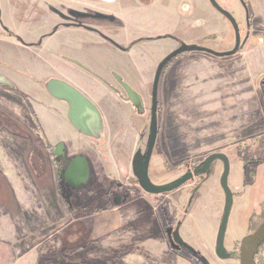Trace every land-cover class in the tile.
<instances>
[{
    "label": "crops",
    "instance_id": "0c3cea01",
    "mask_svg": "<svg viewBox=\"0 0 264 264\" xmlns=\"http://www.w3.org/2000/svg\"><path fill=\"white\" fill-rule=\"evenodd\" d=\"M86 1L50 0L46 4L44 0H4L2 8L8 16L0 14V20L8 32L0 26V52L5 55L4 59L0 57V67L18 78L10 79L26 96L30 97V93L38 90L39 95L32 101L39 103L33 104L41 105L40 100H47L55 107L57 113L42 107V112L49 119L46 118L40 126L36 122V126L49 147L63 144L67 161L74 156L84 158L87 178L81 189L87 193H90L87 182L91 178L92 167L90 160L78 153L77 137L83 136L67 121L66 105L49 98L35 82L53 79L66 83L97 108L103 119L101 132L105 133L107 142L103 146L94 145L99 153L103 149L108 158L106 165L96 164V171L102 190H109L111 184L117 183V198L105 208L87 213L79 212L72 204L66 212L72 217L70 222L48 232L47 227H40L38 242L30 245L16 264H196L185 250L176 248L170 239L174 212L144 210L141 203L145 202V196L126 199L122 194L124 178L133 176L132 165L120 162L123 156L121 149L128 143L127 106L121 104L100 80L67 61L70 59L85 65L101 80L108 81L111 72L125 76L127 70L141 64L138 47L132 48L131 44L136 37L126 36L127 30L148 21L149 16L145 20L134 13H116L121 21L118 26L112 25L103 18H97L98 13L105 12L97 9L96 4L88 5ZM158 1L153 0L154 4ZM57 4L67 16L71 10L87 12L83 10L91 9L89 14L92 18L78 21L99 34L75 27L66 28L69 22L74 23L75 20L72 17L67 21L61 20L51 14L48 6ZM165 13L169 16V12ZM158 43L166 46L159 47L158 60L178 47L173 40H160ZM124 50L130 51L126 53ZM261 61L257 60V63ZM177 63L176 73L180 83L172 110L182 123L179 134L184 138H181L182 143L186 144L184 152L199 148L202 153H216L217 149L212 151V148L241 144L264 135V95L262 87L256 82V72L264 70L254 69V57L244 60L236 55L217 59L191 53L179 58ZM20 79H23V85ZM28 86V91H25ZM30 109L33 110L32 106ZM193 129L196 140L192 143V136L188 133ZM203 146L206 150L201 149ZM49 154V151H44L43 157ZM35 158L33 156L34 161ZM36 159L40 160V157ZM59 167L62 172L67 169L64 164ZM53 172L56 174L55 170ZM57 182V199L72 201L78 189L74 190L68 183L62 184L59 179ZM165 199L167 202L168 197ZM213 199L215 204L204 210V215L200 212L186 213L185 220L191 224V229H184L182 233L190 249L197 240L200 241L199 247L210 254L216 246L219 213L223 210L222 196L216 193ZM206 230L208 236L204 233ZM196 255L202 259L206 256L204 253Z\"/></svg>",
    "mask_w": 264,
    "mask_h": 264
},
{
    "label": "rangeland",
    "instance_id": "374dc122",
    "mask_svg": "<svg viewBox=\"0 0 264 264\" xmlns=\"http://www.w3.org/2000/svg\"><path fill=\"white\" fill-rule=\"evenodd\" d=\"M3 1L0 0L1 16L7 17V11H3L2 8ZM160 1L162 0H159L157 5H154L148 11L153 18L152 23L155 25L154 23L157 21L158 26L159 23H169V27L172 24L174 34L171 40L178 45L199 47L215 53L227 52L233 48L231 28H229L230 33L228 28L226 30V23L212 10L207 0H165V3ZM215 1L223 5L221 0ZM247 1L249 2L250 26L245 27L244 25V32L240 36L242 44L238 52L239 55H236L244 60L249 56L254 57L256 62L254 69L264 70V0ZM162 3L163 6L161 7ZM234 3L236 7L234 8V15L242 23L243 13L247 9L238 8L237 1ZM111 6L134 10L138 8V3L137 0H117ZM184 7H186V12H182ZM165 12H169V17ZM201 22L200 26H195ZM159 46L163 48L162 46L165 45L159 43ZM173 49L176 50L177 48ZM194 54L196 56L202 55L200 53ZM3 55L0 52L2 59H4ZM181 57L173 59L162 70L161 74L163 83L159 88V96L157 98L160 111L158 110L159 113L156 117L159 135L158 137L156 136L157 140L148 167L149 179L156 186L166 185L177 180L178 177L185 173L184 167L187 166L188 162L193 164L190 167L193 170L199 166V163L201 164L202 157H207L214 153H202L199 148L197 151L191 152H184L183 150L185 148L183 146H186V144L185 142L182 143L181 138L183 137L179 134L182 132L180 131L182 123L178 121L177 114L172 110L176 103L173 100H175L179 92L180 80L176 72L177 67H179L177 60ZM257 60L262 61L257 63ZM0 72L6 74L8 78L18 79L2 67H0ZM256 76V82L258 86L262 87L264 95V71L256 72ZM20 82L23 85V79H20ZM28 89L29 86L25 88V91H28ZM138 92L141 94L144 104L141 113L145 114L136 131H131L127 128L126 138L130 146L131 144L133 145L135 138L139 144L137 148L128 149L127 154L125 152V156L128 163L132 165L134 178L139 182V171L144 160L149 138L151 88H140ZM37 95H39L38 90L30 93V97H26L28 101H25L17 91H5L0 87V264H11L12 262V264H16L21 258L20 255L27 252L30 245L38 242V230L40 227H47L48 232L55 227L65 226L70 222L72 217L67 216L66 212L67 208L71 207L72 204L79 209V212L87 213L93 211V209L105 208L109 203L112 204L111 200L114 201L117 198L115 194L118 190L117 183L111 184L109 190H102L96 171V164L99 166L106 165L107 153L103 152V149L99 153L93 143L95 142L94 140L77 137L79 141L78 153L85 155L91 162V178L87 182L90 193L80 188L72 201L69 199V201L64 200L61 202L57 199V192L59 191L56 187V184H58L56 174L53 172V165L49 158L43 157V152L45 151L43 137L36 126V122L40 126L46 118L49 119L48 115L45 116L42 112V107L46 111L57 113V110L47 100H40L42 101L41 105L33 104L39 103L32 101V98L36 99ZM30 105L33 110L30 109ZM31 113H34L35 119ZM195 132L193 129L191 133H188L192 136V143L196 140L193 136ZM212 147L210 146L209 148ZM221 147L212 148V151L216 149L218 151ZM202 148L206 150V146ZM171 149L174 151L171 152ZM232 151L234 158L241 163H245L246 166L237 169L235 174L230 173L228 177V188L233 194V200L230 210L232 214L230 217L231 222H229L224 243L228 240L230 234L240 238L244 231L243 226L249 215L260 212L261 206H264V161H259L264 159V135L253 142H247L246 148L241 145L239 148H233ZM33 156L36 158L40 157V160L35 158L34 161ZM253 159H258V161L254 162L252 161ZM216 165H219L218 161H214L209 168L210 173L214 170L210 176L202 174V182H200L201 180L199 181L201 185L200 194L201 196L202 194L205 195L206 198L208 191L213 196L216 193L223 195L219 186L221 175L217 169L215 170ZM103 186L105 187V185ZM195 191L192 192V195L196 193ZM140 192L145 196V202L141 203V208L144 210H153L157 202L167 196H169L167 202H164L161 208H156L159 212L166 208V204L172 210L180 203V200L177 202L178 190L159 195L157 202L154 201L155 197L143 192L141 187ZM141 194L139 192L134 193L136 196H141ZM172 194L176 196H171ZM193 207L192 205L190 208L193 209ZM202 208V206L199 207V209ZM185 210L189 211V206L186 205L183 211ZM232 224L236 226L235 230L231 228ZM204 233L207 236L209 235L207 230ZM199 242L196 240L192 244V253L195 255L196 253L206 254L205 260L210 264H224L215 255L212 256V254L210 255V253L203 251L199 247ZM260 250V255L255 261L256 264H262V261L264 264V246ZM53 257L55 258V254ZM225 264H239V262H226Z\"/></svg>",
    "mask_w": 264,
    "mask_h": 264
},
{
    "label": "flooded vegetation",
    "instance_id": "af4514ba",
    "mask_svg": "<svg viewBox=\"0 0 264 264\" xmlns=\"http://www.w3.org/2000/svg\"><path fill=\"white\" fill-rule=\"evenodd\" d=\"M116 1L117 0L108 3V2H103L101 0H88V1H86V3L88 5L91 3L96 4L98 6V7H96L97 9H99V10L101 9V11L105 12V14L98 13L99 16H97V18H103L105 21H107L108 23H110L112 25L118 26L119 21H121L120 19L118 20V18L115 16L116 13H125V14H127V13L133 14L134 13L140 19H145V20L149 16L148 21L140 22L136 26H134L132 28H128L127 35H126L129 38H131L133 36L136 37L134 42H132L131 44H132V48L138 47V55H139L138 57H141V64L131 67L130 70H127V74L125 76H122V75L118 74L117 72L116 73L111 72V74L109 76V80L105 81V80H101L100 78L95 76L93 73H91L90 70L85 65H83L79 62H76V61H72L70 59H67V61L69 60L73 65H75L80 70L87 72V73L93 75L98 80H100V82L118 99V101L121 104L127 106V112H128V114H127L128 121H126L127 122V128L131 131H136L138 124L142 122V118L144 117V114H145V113L144 114L141 113L142 108H143L142 106L144 104H143L142 96L138 92V90L140 88L150 87L151 91H152V86H153L154 77H155L154 72H156L158 65L167 55L172 53V51H175L174 49H171L170 51L167 52V54L161 60H158V52H159V47H160L158 41H160V40H171V38L174 34L173 33V25L170 24L171 27H169V23H166V24L165 23H159V26H158V24L156 23L157 21H155V23H154L155 25H153V23H152L153 18L148 13V11L151 7H153L154 5H157V3L154 4L153 0H137V3H138L137 7L138 8H135L134 10L122 9L119 6H117V7L111 6ZM162 1L165 3V0H162ZM162 1H160V2H162ZM221 1H222L223 5L217 3L216 1L215 2L222 11H224L225 13H227L230 17H232L234 19V21L236 22V26L238 28L239 37H240L241 34L244 32V25H245V27L250 26V18H249V12H248L249 11V2L247 0H221ZM235 1H237V3H238V8L247 9V11H244V13H243L242 23L239 22L238 19H236L235 15H234V8H236L235 3H234ZM44 3L49 4L50 0H44ZM208 3H209V1H208ZM211 8L226 23V30L228 28V31L230 33L232 31L233 43H234L233 48H234V46H235V33H234V29H233L232 25L219 11L215 10L212 6H211ZM48 11L61 20L64 19L67 21V19L72 17L75 20V22L74 23L69 22L68 25L65 26L66 28L75 27V28L80 29V30L99 34L98 31L87 28L86 26L80 24V22L78 21L79 19H82L85 17L92 18V15L89 14V12L91 13V9H89V8L83 10V11H87V12H82V11L79 12L76 10H71L69 12V16H67L66 12L62 11V9L58 6V4H57V6H54V5L48 6ZM182 12H186V7L183 8ZM0 14H1V11H0ZM167 20H169V18H167ZM201 24H202V22L197 23L195 26H200ZM0 26L2 27V29L5 32H8V29L2 25L1 20H0ZM229 28H231V31ZM135 35H137V36H135ZM210 39H212V38H210ZM241 44H242V40L240 39L239 49L241 47ZM179 46L180 45H178V47ZM239 49H238V52H239ZM130 50H124V52L127 53ZM200 54H203V53H200ZM217 59H219V58H217ZM49 81H51V79L46 80L44 82L36 81L35 84L40 85L42 87V89L44 90L45 94L49 98L53 99L46 91V85ZM56 81H58V80H56ZM162 83H163V79H161V77H160L159 84H158V91H159V88L161 87ZM126 86L128 88H130L132 91H134L140 97V102L136 103L135 106L128 100L127 91L124 89V87H126ZM0 87L3 88L5 91H17V93L25 101H28V99L26 98L28 96H26L22 91L17 89L16 86H14V84H12V80L10 78H8L6 76V74L1 73V72H0ZM158 91H157V98L159 96ZM150 99H151V103H152L151 95H150ZM54 101H56V100H54ZM56 102H58V101H56ZM58 103H62V102H58ZM158 109H159V103H158V99H157V114L159 113ZM66 110H67V107H66ZM31 115H33V118H34V113H31ZM101 119H102V116H101ZM150 119H151V106H150V114H149V128H150ZM102 121H103V119H102ZM79 135L82 136L80 133H79ZM104 135H105V133L101 132L100 136L97 138V140H94L95 142H93V143H98L100 146L102 144H105L107 142V137ZM158 135H159V133H158L157 125H156V136L158 137ZM91 140H93V139H91ZM134 140L135 141H133V145L131 144L132 147L128 143L126 146L122 147L121 151L123 153V156L120 159V162L122 164H125V163L130 164L127 161V157L125 156V152L127 154L128 149L130 150L131 148H137L139 142L136 140V138ZM156 140H157V138L155 139V142H156ZM249 141L253 142V141H255V138L248 140V141L241 143V144L222 146L216 152L217 154L225 156V158L227 160V164H228L227 186H228V179H229L228 177L230 176V173L235 174L237 169L244 168L246 166L245 163H241L240 161H237L238 159L234 158V154H233L232 149L233 148H239V147H241V145L244 146V148H246V143ZM130 143H131V141H130ZM43 145H44L45 151L50 152V154L47 157L52 162V165H53L54 170L56 172V179L57 180L59 179V181L62 184H67V183L71 184L70 182H68L65 179V177L63 176L64 171L62 172V168L60 169L59 166L64 164L65 167L66 166L68 167V165L71 164L73 162V160L76 159L77 156H74L71 160L67 161L65 158L63 144L57 143L56 145L49 147L46 144L44 137H43ZM99 148H102V147H99ZM100 151H102V149H100ZM205 159H206V157H202L201 164L199 163V166L193 170L190 169V167L193 166V164L188 162L187 166L184 167L185 173L183 175H181L180 177H178L177 180H179L182 177L187 176L188 174H193L197 169H199L204 164ZM217 161H218L219 165L215 166V170L217 169L218 173L222 177L223 172H224V163L222 161H219V160H217ZM252 161L257 162L258 159H253ZM259 161H264V159L259 160ZM212 164L210 165V167L212 166ZM211 173L208 172V173H204V174H208L210 176ZM124 179H125V183H123L124 186L122 184V187H121V190H123L122 191L123 196H125L126 199L140 197V195L139 196L134 195V193H136V192H139L141 194L140 183L134 178V176H128L127 175ZM177 180H175L173 182H176ZM200 180H201V175H197V176L192 175V178L189 181H187L182 187L177 189L178 190V197H177L178 201L177 200L176 201L179 202V200H180V203L177 206H175L174 208H172V210H170L169 206H167V204H166V208H164L161 212H174L175 213V218L173 220V224H171L172 227L169 230L170 239L174 243V246L180 250H185L187 252L188 256L192 260H194L196 264H210L208 261L205 260V258L202 259V258L198 257L197 255H195L194 253L191 252V249L189 248V246L187 244H185L184 236L182 234L184 229H186V230L191 229V227H190L191 224L186 222V220H185L186 213H188V212H200L202 215H204L206 213L204 210H206V209L209 210L210 207L212 208V206L215 204V201L213 199V194L210 193L209 191H208L207 198L203 194L201 196V194H200V187H201L200 182H202V180L201 181ZM171 183H169V184H171ZM162 186H164V185H162ZM219 186H220V184H219ZM193 191H195L197 193V196H196V193L194 195H192ZM221 191H222V189H221ZM222 193H223V191H222ZM174 195L175 194H172L171 196H174ZM231 195L233 198L232 193H231ZM235 195H237V193H235ZM141 196H144V194H141ZM151 196L155 197V199H154L155 202H157L159 200V195H151ZM167 197L169 198V196H167ZM222 198H223V210H222V212L219 213L220 215H219V220H218L217 236H218V232H219V228H220L221 220H222V216H223V211H224V202H225L224 193L222 195ZM164 202H166V199L158 201L156 207H154V209H153L154 212H159L156 208L157 207L161 208L163 206ZM173 202H175V201H173ZM186 205L189 206V211H187V210L183 211L184 207ZM192 205L194 206L193 209L190 208ZM200 206H202L203 208L199 209ZM231 215H232L231 212H229L225 234L227 233V230L229 227V222H231V220H230ZM263 222H264V206H261L260 212L251 213L249 215V217L247 218L246 223L243 226L244 227V231H243L244 234L242 236H240V238L236 237V235L230 234L228 237V240H226L225 243L223 241L224 247H225L227 253L229 254V258L226 260H220L215 254V249H214V252L211 253L212 256L215 255L216 258L218 260H220L221 262H223L224 264L226 262L227 263L228 262H235V261L239 262L238 252H239L241 240L245 236L253 233L259 227V225L262 224ZM231 228L233 230H235L236 226L234 224H232ZM176 232L178 233V236L183 243L182 245L176 244L173 241V234ZM225 234H224V239L226 236ZM216 243H217V237H216ZM262 246H264V243L260 246V248ZM260 248H259V250H260Z\"/></svg>",
    "mask_w": 264,
    "mask_h": 264
},
{
    "label": "water",
    "instance_id": "95a60500",
    "mask_svg": "<svg viewBox=\"0 0 264 264\" xmlns=\"http://www.w3.org/2000/svg\"><path fill=\"white\" fill-rule=\"evenodd\" d=\"M103 2H113L115 0H101ZM210 5L217 11H219L232 25L235 33V46L232 50L215 53L207 49L181 45L175 51L167 55L158 65L155 72L154 82L151 91L152 103H151V119L149 128V138L147 148L144 156V160L139 171V183L142 190L148 195H161L170 193L174 190L182 187L193 176L202 175L209 172L210 165L214 161H222L224 163V172L220 180V187L224 193V211L219 228L217 243L215 246V254L220 260H226L229 258L223 241L226 230V224L228 215L232 206V195L227 186L228 176V164L225 156L213 153L206 157L204 164L197 169L193 174H188L185 177L180 178L176 182L167 184L164 186H156L151 183L148 176L149 162L152 156V152L155 146L156 139V125H157V91L158 84L161 77L162 70L175 58L191 53H203L214 58H229L238 53L240 37L236 22L227 13L222 11L215 0H208ZM127 91L128 100L135 106L140 102V97L127 86L124 87ZM47 93L56 101L62 102L66 105V118L69 124L74 130L79 132L83 137L97 140L101 133L102 119L97 108L80 92L73 87L61 81L51 80L46 85ZM78 164V165H77ZM65 179L70 182L71 186L80 189L87 178V167L84 158L81 156L76 157L71 164L68 165L64 172ZM173 241L176 244L182 245V241L178 236V233L173 234ZM264 243V222L251 234L245 236L240 242L239 248V264H256L254 258L258 254L260 246Z\"/></svg>",
    "mask_w": 264,
    "mask_h": 264
},
{
    "label": "trees",
    "instance_id": "16d2710c",
    "mask_svg": "<svg viewBox=\"0 0 264 264\" xmlns=\"http://www.w3.org/2000/svg\"><path fill=\"white\" fill-rule=\"evenodd\" d=\"M159 110V109H158ZM160 111V110H159ZM261 250L258 251V254L255 256L254 260L256 261L257 257L260 255ZM263 264V261H262Z\"/></svg>",
    "mask_w": 264,
    "mask_h": 264
}]
</instances>
